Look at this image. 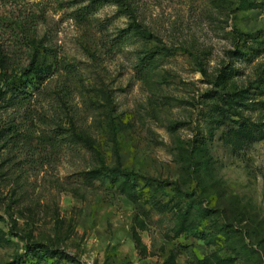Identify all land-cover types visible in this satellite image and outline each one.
Instances as JSON below:
<instances>
[{"label":"rangeland","instance_id":"374dc122","mask_svg":"<svg viewBox=\"0 0 264 264\" xmlns=\"http://www.w3.org/2000/svg\"><path fill=\"white\" fill-rule=\"evenodd\" d=\"M96 1L0 0V264H264V0Z\"/></svg>","mask_w":264,"mask_h":264},{"label":"trees","instance_id":"16d2710c","mask_svg":"<svg viewBox=\"0 0 264 264\" xmlns=\"http://www.w3.org/2000/svg\"><path fill=\"white\" fill-rule=\"evenodd\" d=\"M114 2L115 0H97L96 2ZM117 2H119L118 0H116ZM122 37L123 38H130L129 40H133L136 38V35H132L130 36V32H124L122 33ZM36 59H34L31 64L30 67L27 68L23 73V77L27 76L26 81H24L23 79H21V84L19 86H16L14 84V82H10L7 88V91H5L4 93H6V95H9V99L7 101V104H22L23 102H25L28 98V96L30 95L31 90H29V88L32 86L34 87L35 85H41L42 83H44L47 79L50 78L51 76V70L49 67L45 66V65H36ZM1 96V95H0ZM4 102L5 99H3ZM17 100V102H16ZM15 101V102H14ZM10 102V103H9ZM97 174H99V172H97ZM101 174V173H100ZM36 250V252L38 251L37 249H39V246L34 245V248ZM40 252L42 250H39Z\"/></svg>","mask_w":264,"mask_h":264}]
</instances>
